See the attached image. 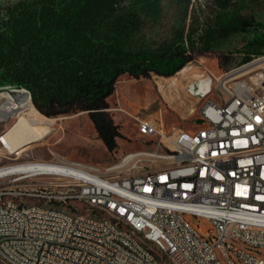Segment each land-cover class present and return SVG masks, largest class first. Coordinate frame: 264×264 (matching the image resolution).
<instances>
[{"label": "built area", "instance_id": "built-area-1", "mask_svg": "<svg viewBox=\"0 0 264 264\" xmlns=\"http://www.w3.org/2000/svg\"><path fill=\"white\" fill-rule=\"evenodd\" d=\"M216 88L222 103L212 98ZM187 93L199 101L197 129L166 134L163 124L135 118L154 150L128 153L105 168L55 154L16 156L0 167V194L19 192L29 203V212H20L3 200L0 264H154L138 237L160 244L161 264H264V55L221 78L207 71ZM5 133L0 145L9 150ZM16 165L27 168L13 171ZM24 189L74 207L73 218L41 212L23 198ZM101 213L117 214L134 236L112 232ZM192 220H204L207 230Z\"/></svg>", "mask_w": 264, "mask_h": 264}, {"label": "trees", "instance_id": "trees-1", "mask_svg": "<svg viewBox=\"0 0 264 264\" xmlns=\"http://www.w3.org/2000/svg\"><path fill=\"white\" fill-rule=\"evenodd\" d=\"M162 1L1 3L0 87L28 90L47 118L88 113L98 138L114 152L122 133L109 98L121 77H175L197 56L230 43L244 56L240 65L264 53V31L244 32L257 19L252 0H213L212 13L195 11L189 27L183 18L178 26L157 31ZM190 1L182 0L184 13ZM229 55L220 52L221 67L231 64Z\"/></svg>", "mask_w": 264, "mask_h": 264}, {"label": "rangeland", "instance_id": "rangeland-1", "mask_svg": "<svg viewBox=\"0 0 264 264\" xmlns=\"http://www.w3.org/2000/svg\"><path fill=\"white\" fill-rule=\"evenodd\" d=\"M10 1L15 0H0V4ZM212 1L191 0L188 12L184 13L182 0H163L161 12L163 21L157 24V31L163 27L172 29L178 26L183 18H185L186 26L189 27L194 19V12L202 11L201 8L207 9ZM249 3L250 8L255 10L257 19L255 23L247 25L244 32L252 34L254 31H264V0H252ZM207 11L208 14L212 13L209 8ZM201 16L204 19V15ZM199 22H202V20H199ZM235 43L239 48L240 42L235 41ZM222 47L221 45L219 50L215 49L197 56L175 77L164 78L155 75L150 79L121 77L116 92L109 98L110 112L114 122L120 126L122 133V138L118 139L119 146L114 152H109L102 140L98 138L88 113L80 112L57 118H47L36 108H28L26 115L41 135L42 140L33 142L19 155H10L0 145V166L12 164L15 162L16 156H18V160H47L55 154L67 161L82 162L105 168L119 163L128 153L154 150V139L139 134L135 118L155 120L161 125L163 124L166 134H171L174 129L179 128L187 131L197 129L200 125L197 124L200 120L198 113L199 101L195 96L187 93V87L193 85L207 71L217 78H221L230 70L242 66L240 61L244 56L235 53L236 50L234 51L235 47L232 43ZM220 52L230 54L231 64L221 67ZM261 55H264V53ZM216 85H218V82H216ZM3 92L0 91V103L6 99L5 94H2ZM212 98L222 103L225 96L221 89L216 88ZM15 121L16 119L10 118L1 122L0 133L8 131ZM33 191L35 190H23L25 193H34ZM16 193L18 192H12L13 195ZM37 199L36 197L30 200L36 203L38 202ZM192 222L199 230H207L208 224L204 220L200 222L192 220ZM152 247L157 251L160 250L156 244Z\"/></svg>", "mask_w": 264, "mask_h": 264}, {"label": "bare ground", "instance_id": "bare-ground-1", "mask_svg": "<svg viewBox=\"0 0 264 264\" xmlns=\"http://www.w3.org/2000/svg\"><path fill=\"white\" fill-rule=\"evenodd\" d=\"M1 94V93H0ZM5 101L0 103V123L9 120L10 118L16 119L12 127L3 135L4 143L7 145L9 150H6L10 155L15 154L19 155L24 151L28 146L33 142L42 140L41 135L37 132L35 126L26 115V110L28 108L35 109L33 103L28 99L23 104H18L15 101L14 97L8 92L4 91ZM2 98V97H1ZM18 159V158H16ZM259 161H264V153H259ZM6 165L0 166L5 167ZM47 165H40L44 168ZM13 171L17 169H25L27 167H22L21 165H16L12 167ZM34 193H25L23 192V198L28 197L38 198V202L32 204H40V211L45 213H56L59 217L62 218H73L74 216V207L66 205L63 202H45V195L38 194V190L33 191ZM29 199V200H30ZM13 203V209L20 212H29V203H21V195L16 193L15 195L12 192H4L3 195L0 194V210H4V202ZM101 222L108 225V228L114 233H120L123 237H133L134 229H132L127 224L119 223L117 214L114 213H101ZM160 244L155 243V241L148 239L146 237L136 238V245L139 249H144L149 252H153L154 264H161L162 261V251L161 249L157 251L152 247V245ZM37 259H44L43 250H36ZM4 262H11V253H4Z\"/></svg>", "mask_w": 264, "mask_h": 264}, {"label": "water", "instance_id": "water-1", "mask_svg": "<svg viewBox=\"0 0 264 264\" xmlns=\"http://www.w3.org/2000/svg\"><path fill=\"white\" fill-rule=\"evenodd\" d=\"M0 91H8L17 101L18 104H23L25 103L28 99L31 100V94L28 90L24 88H17L13 86H6V87H1Z\"/></svg>", "mask_w": 264, "mask_h": 264}]
</instances>
